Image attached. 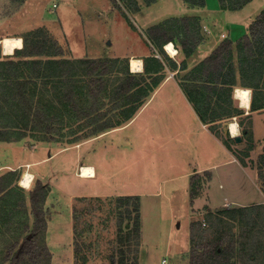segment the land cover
<instances>
[{"label":"rangeland","instance_id":"374dc122","mask_svg":"<svg viewBox=\"0 0 264 264\" xmlns=\"http://www.w3.org/2000/svg\"><path fill=\"white\" fill-rule=\"evenodd\" d=\"M137 2L138 10L132 9L125 0H0V58L4 56L3 38L20 37L43 28L72 58L123 59L134 55L133 58L139 59L156 49L150 39V26L180 14L178 10L182 9L181 13L189 8L194 9L192 12L207 10L210 18L216 16L219 32L226 34L230 28L226 26L232 23L230 34L235 27L236 32L243 27L250 28L249 24L264 11V0H254L239 11L223 10L220 0H207L203 8H191L183 0H158L150 6L143 0ZM212 7L221 12L212 15L213 11L209 10ZM148 100L141 112L142 106L137 108L134 116L140 113L130 129L97 142H91L94 138L84 139L73 147L68 144L66 134L63 144L57 142L62 147L30 138L0 144V175L15 170L22 176L26 170L34 175L32 186L24 188L27 191L23 193L26 196L24 206L19 207L16 198L5 199L17 220L5 215L11 225L4 228L5 233L0 232V262L5 246L15 238L13 234L5 239L6 234L10 230L18 232L12 227L18 223L28 224L31 231L34 217L27 196L37 181H42L48 191L44 205L47 228L37 237L52 255L45 264H112L113 256L117 264H140L141 256L143 264H163V260L167 264H190L193 235L206 237L211 234V242L223 241L241 228L251 230L254 241L260 239L255 241L261 247L254 259L256 256L255 264H264V204L255 201L256 204L241 208L232 204L230 208L194 215L191 191L199 192L203 180H194L191 186L190 173L221 162L227 153L213 142L201 151L188 136L185 126L194 117L179 91L173 93L169 86L155 97L150 93ZM132 112H127L126 116ZM195 125L194 121L192 129ZM86 129L80 126L78 133L89 132ZM73 130H77V124ZM43 144L50 148L45 150ZM62 148L71 150L49 163H40L54 149L57 152ZM231 150L236 153L239 148L234 146ZM89 162L98 168L95 180L77 176L80 165ZM231 167H222L219 172L225 200L235 201L239 191L236 190V171L229 173ZM17 185L20 187V181ZM255 193L257 200L261 199L258 191ZM129 194L140 197L136 200L137 196ZM260 211L262 216L257 222L248 220ZM137 222L140 237L131 233L129 242H120L121 236L126 239L127 231L134 230ZM197 241L200 242L198 237ZM121 251L127 258L124 263ZM244 254L242 258L250 256L246 248ZM254 259L249 258L250 264H254Z\"/></svg>","mask_w":264,"mask_h":264},{"label":"trees","instance_id":"16d2710c","mask_svg":"<svg viewBox=\"0 0 264 264\" xmlns=\"http://www.w3.org/2000/svg\"><path fill=\"white\" fill-rule=\"evenodd\" d=\"M125 1L134 10L140 8L137 0ZM143 1L150 6L158 0ZM183 1L191 8H203L207 2ZM252 1L254 0H220L221 7L227 11H239ZM201 29V19L198 17L170 18L151 26L150 39L159 50L160 58L157 53L144 58L142 73L131 72L129 59L69 57L64 46L43 28L20 36L23 48L16 49L13 55L0 58V143L30 138L38 142L63 144L67 134L68 144L74 146L84 139L87 141L119 128L120 124L134 116L138 107L146 104L147 97L164 78L163 72L167 68H177V64L165 54L164 47L170 42L176 43L182 53L190 57L203 40ZM236 49L242 64L248 63L250 57L264 56V11L250 25L249 34L236 45ZM233 52V42L225 40L204 63L223 68ZM181 68H185V62L181 64ZM127 112L132 113L126 116ZM75 124L76 131L73 130ZM80 126L83 130L88 128L89 132L81 135L78 133ZM21 177L19 170L0 175V221L5 215H11L13 220H17L14 214L12 216L9 204L5 202L6 198H16L19 207L25 205L26 196L23 193L27 191L17 185ZM47 192V185L42 181H37L36 186L29 191L27 197L34 217L33 227L31 231L28 224L22 226L18 223V226L12 227L18 232L10 230L6 234L5 239L13 234L15 238L13 242L11 238V242L5 246L0 263L45 264L52 257L48 246L40 244L37 237L38 233L47 228L44 209ZM138 198L137 196L135 199ZM126 200H130L129 197ZM15 206L16 204L12 205L13 208ZM136 208L140 210L138 203ZM12 211L15 213V209ZM261 216L260 211L255 221ZM7 217L0 223V232L11 225ZM139 231L137 222L134 230L127 231L126 239L121 236L120 242H129L132 239L131 233L140 237ZM197 237L192 236L190 264H237V256L242 258L245 255L244 251L237 253V240L231 236H227L226 241L211 242L210 234L205 243L204 235ZM262 252L264 253V248ZM121 254V261L124 263L127 259L125 252L121 251ZM254 255L256 252L246 258L254 259ZM256 258L255 256V261ZM111 259L112 264H117L115 256Z\"/></svg>","mask_w":264,"mask_h":264},{"label":"crops","instance_id":"0c3cea01","mask_svg":"<svg viewBox=\"0 0 264 264\" xmlns=\"http://www.w3.org/2000/svg\"><path fill=\"white\" fill-rule=\"evenodd\" d=\"M154 6L157 5L155 4ZM193 10L194 9L189 8L185 13H181L182 9L178 10L180 14H174L170 18H176L175 16L179 18H200L203 40L190 57H186L176 43L170 42L174 45L177 54L176 56L168 57L177 64V68H167L163 72L164 78L156 85L152 92V97H155L156 94L159 95L162 90L169 86L172 87L173 93L179 91L194 117L192 122H189L188 126H185L188 131V136L200 146L201 151L203 147L204 149H208L207 145L213 142L223 148L227 153L226 159L221 162H215L208 167L202 166L190 173V177L192 178L190 181L191 186L194 180H203V186L198 187L199 192H194V194H192L191 191L192 211L194 215L202 216L213 210L230 208L232 204L241 208L256 204L253 203L255 201H260L259 204L263 205L264 193L261 187L263 188L264 186L262 184V180H264V56H260V58L258 56L250 57L248 63L242 64L241 56L237 53L236 45L244 40L246 34H249V28L247 27V29H245L243 27L236 32L235 27L233 29V34H230L233 26L232 23V25L226 26L230 27L228 34L223 31L219 32L216 28V22L218 21L216 20V16L210 18L211 13L207 10L192 12ZM209 10L213 11L212 15H214L215 12H221L214 7ZM165 20L159 21L164 22ZM155 23L154 25H156ZM251 24L252 22L249 24V27ZM222 35H226V39L224 37L222 38ZM225 40H231L234 44V52L231 59L227 60L223 68H215L212 63L205 64V60L210 57ZM152 50L153 51L149 55H141L142 57L139 58L142 60L143 65L144 58L149 57L153 53L160 54L157 49ZM165 54H167L166 51ZM133 57L135 56L131 55L123 59H129V61H131ZM157 57L160 58V55ZM183 62H185L184 69L181 68ZM131 72L133 71L131 70ZM142 72L143 71H138L135 73ZM241 88L250 91L249 103L247 105H244L242 99H239L237 95V91ZM149 100L142 106L140 112L146 107ZM136 116L120 124L119 128L113 129L90 141L97 142L112 134L126 132L130 129V125ZM194 121L196 125L193 127L194 129H192ZM233 123L238 126V135L236 136H233L231 131V125ZM190 124L191 126H189ZM187 131H185V133ZM235 137H240L241 141L237 142ZM43 145H46L45 150L50 148L48 144ZM54 145L56 147L58 144ZM58 146L62 147V145ZM75 146L77 145L73 147ZM234 146L239 148V151H236V153L231 150ZM69 150H71V148H62L55 152L54 149V151L45 156V158H41L42 160L40 163H49ZM215 152L217 153L216 150ZM83 166L93 167L96 171L95 177L83 178L79 176V174H76L77 176L86 180H95L98 177V168L93 163L89 162L87 164H82L80 168ZM225 166H232L229 169V173L236 171V190L239 192L236 194L238 198H236L235 201L225 200L222 191V175L219 169ZM8 168L11 167L8 166ZM204 176L207 177V180H205ZM192 189L194 190L193 187ZM257 191L261 197L259 200H257L255 193ZM255 219L256 216L248 218V220L252 222H254ZM204 224L205 222H203L202 226ZM252 234L251 230L249 231L244 228H241L239 231L237 230V234L235 232L233 239L237 240L238 254L242 253L245 248L249 254L255 253L257 249L260 248V245L255 243L256 240L254 241L251 237ZM209 235L206 236V239L204 238V241H207ZM238 258L237 256V259ZM256 261L254 260V264ZM143 263L144 259L143 256H141L140 264ZM237 264H250V261L245 258V260H239Z\"/></svg>","mask_w":264,"mask_h":264},{"label":"bare ground","instance_id":"6f19581e","mask_svg":"<svg viewBox=\"0 0 264 264\" xmlns=\"http://www.w3.org/2000/svg\"><path fill=\"white\" fill-rule=\"evenodd\" d=\"M23 39L21 37H5L1 40L2 50L4 55H13L16 49L23 48ZM165 50L168 54L172 56H176L177 52L174 49V45L172 43L168 44L165 47ZM177 50V49H176ZM131 70L133 72H141L143 71V62L140 59L133 58L130 61ZM237 95L239 99H242L244 105L249 103V95L250 91L247 89H239L237 91ZM231 131L233 136L238 135V126L233 123L231 125ZM96 175V171L93 167L83 166L80 170L79 176L83 178H94ZM34 181V175L30 171H25L20 180V187L29 189Z\"/></svg>","mask_w":264,"mask_h":264},{"label":"water","instance_id":"95a60500","mask_svg":"<svg viewBox=\"0 0 264 264\" xmlns=\"http://www.w3.org/2000/svg\"><path fill=\"white\" fill-rule=\"evenodd\" d=\"M235 140H236L237 142H240V141H241V138H240V137H235Z\"/></svg>","mask_w":264,"mask_h":264},{"label":"built area","instance_id":"2783aa9c","mask_svg":"<svg viewBox=\"0 0 264 264\" xmlns=\"http://www.w3.org/2000/svg\"><path fill=\"white\" fill-rule=\"evenodd\" d=\"M223 37H225V35H223ZM166 46H167V45H166ZM166 46H165V47H166ZM163 264H167V263L164 261Z\"/></svg>","mask_w":264,"mask_h":264}]
</instances>
